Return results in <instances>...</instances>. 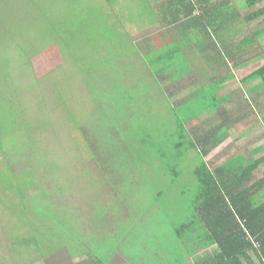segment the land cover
I'll return each instance as SVG.
<instances>
[{"label": "rangeland", "instance_id": "374dc122", "mask_svg": "<svg viewBox=\"0 0 264 264\" xmlns=\"http://www.w3.org/2000/svg\"><path fill=\"white\" fill-rule=\"evenodd\" d=\"M146 1L0 0V264H66L67 226L84 245L109 228L103 240L130 262L110 264H131L147 234H172L186 222L181 211L191 218L198 149L187 163L173 161L171 145L162 156L150 139L148 150L140 142L144 123L132 124L131 103L146 92L144 83L131 87L140 38L131 31L149 15ZM235 1L234 13L256 11L249 0ZM253 27H264V18L250 35ZM258 42L250 46L249 75L264 67V36ZM249 82L247 96H264V85ZM131 199L141 203L132 216ZM153 203L161 211L152 214Z\"/></svg>", "mask_w": 264, "mask_h": 264}, {"label": "crops", "instance_id": "0c3cea01", "mask_svg": "<svg viewBox=\"0 0 264 264\" xmlns=\"http://www.w3.org/2000/svg\"><path fill=\"white\" fill-rule=\"evenodd\" d=\"M146 3L149 15L142 24L135 23L131 31L134 36H140L133 39L131 87L144 83L146 92L140 103H131L132 124L140 125L142 121L146 130L163 131L157 140L162 147L171 145L177 161L184 156L187 163L188 151L198 149L200 157L194 159L189 174L195 190L191 220L199 226H214L218 221L222 223L219 227H229L235 223L234 219L222 220V209L224 213L228 210L237 213L239 206L243 212L250 203L258 206L264 201L261 189L264 161L252 174L248 171L264 158V96H247L250 46L264 36V27H253L251 35L249 27L264 16L249 20L251 13L245 10L234 13L235 0H147ZM192 32L197 35L194 40ZM256 83L258 88L264 85L262 79ZM150 92L155 96H146ZM195 156L191 153V158ZM202 161L211 175L207 191L196 172ZM135 187L131 182L133 195H140L134 191ZM132 201L131 216L138 213L141 205ZM155 204L151 206L152 214L161 211L158 203ZM205 214L207 221L203 218ZM191 220L185 218L187 223ZM243 221L239 217L241 225ZM68 227L62 233L68 235L66 264H110L126 259L111 248L110 242L103 240V236L113 233L109 228L96 232L94 240L84 245L82 240L70 236ZM40 236L35 227L37 242L34 243L39 251ZM187 242L204 247L191 248L193 254H186L185 243L175 234L166 237L164 233L151 231L146 235L143 257L131 260V264H215L219 253L215 238L198 235ZM100 246L108 247L107 251H99ZM251 257L250 264H261L254 255ZM241 259L243 264H249L245 257Z\"/></svg>", "mask_w": 264, "mask_h": 264}, {"label": "trees", "instance_id": "16d2710c", "mask_svg": "<svg viewBox=\"0 0 264 264\" xmlns=\"http://www.w3.org/2000/svg\"><path fill=\"white\" fill-rule=\"evenodd\" d=\"M184 1V0H179ZM208 0H205L207 2ZM249 5L251 7H256V11H254L248 19H254L259 16L264 15V6L257 8L258 5L264 4V0H249ZM191 7V6H190ZM192 9V7H191ZM249 81H255L257 79H262L264 82V67L260 68L256 72L252 73L250 77L248 78ZM131 96V95H130ZM143 128H145L144 125H140ZM138 127V126H137ZM5 123L0 121V135L4 133ZM158 136H155L154 131L146 130V136L141 139L140 142L144 141L147 145V148L149 145V140L151 138H154L153 144H156V146H159V150L162 153V156L164 155V151L161 146V142L157 140ZM23 142V141H22ZM25 147L28 146V144L24 141ZM27 145V146H26ZM30 145V144H29ZM149 150V148H148ZM172 152V149H171ZM165 156V155H164ZM171 156V154H170ZM171 159L173 161H177V158L174 156V153H172ZM264 158L256 161L253 168L248 169L249 174H252L255 169H257L261 163H263ZM175 166V164L172 165V167ZM201 176V180L203 183V187L208 190V181L210 175V170L208 165L205 163V161H202V165L199 167V169L196 171ZM9 172H5L4 174H8ZM119 181V180H118ZM123 184V183H121ZM261 189L263 191V199H264V181L261 185ZM220 190V189H219ZM218 190V192H219ZM249 191V190H248ZM207 193V192H206ZM250 195V192H249ZM207 195L204 196V198L207 200ZM234 198H232L233 200ZM234 202V201H233ZM235 205V202H234ZM237 213L230 212L228 210V213H224L221 210V219L233 220L234 224H232L229 227H219V225H222V223H218V221L215 223L214 226H203L202 224L199 226L197 223H195L194 220H191L190 223L184 222L179 227L175 226L174 230L172 231V234H175L179 239H182L185 243V249L186 254L187 252L190 254H193V252L190 251L191 248H200L204 246H197L193 245V243H188L187 240L194 239L198 235L201 236H211L215 238L218 242L219 246V253L216 256V259L214 261L215 264H243L241 257H245V259L249 260V264L252 263L253 257H251V254L254 255L257 260L264 264V201L261 202L260 205L254 206L253 203H250L248 207H245L244 211L241 212L239 210V206H237ZM131 213V212H130ZM189 215V214H188ZM239 217L241 220H244L241 225V222H239ZM188 219L187 215L184 212V219ZM203 218L205 221L208 220V215H203ZM218 220V217H216ZM196 226V228H194ZM188 230H192L194 233V236H187ZM247 231L249 234L253 237L255 241H259L260 247H255L253 241L249 238ZM168 232V231H167ZM166 231L164 232V236H166ZM167 235L166 237L171 236ZM36 240V239H35ZM37 241H35L36 243ZM32 244V243H31ZM190 244V245H188ZM36 246V244H34ZM37 248V246H36ZM42 252H40L41 254ZM250 254V255H249ZM143 257V256H141Z\"/></svg>", "mask_w": 264, "mask_h": 264}, {"label": "built area", "instance_id": "2783aa9c", "mask_svg": "<svg viewBox=\"0 0 264 264\" xmlns=\"http://www.w3.org/2000/svg\"><path fill=\"white\" fill-rule=\"evenodd\" d=\"M247 234H248L249 238L253 241L255 247L259 248V247H260V243H259V241H255V240L253 239V237L249 234L248 231H247Z\"/></svg>", "mask_w": 264, "mask_h": 264}]
</instances>
